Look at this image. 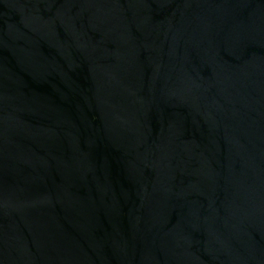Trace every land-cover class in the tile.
<instances>
[{"label":"water","instance_id":"obj_1","mask_svg":"<svg viewBox=\"0 0 264 264\" xmlns=\"http://www.w3.org/2000/svg\"><path fill=\"white\" fill-rule=\"evenodd\" d=\"M0 264H264V0H0Z\"/></svg>","mask_w":264,"mask_h":264}]
</instances>
